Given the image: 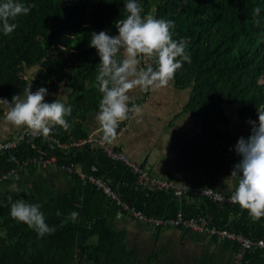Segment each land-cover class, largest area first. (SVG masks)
Segmentation results:
<instances>
[{
	"label": "trees",
	"instance_id": "obj_1",
	"mask_svg": "<svg viewBox=\"0 0 264 264\" xmlns=\"http://www.w3.org/2000/svg\"><path fill=\"white\" fill-rule=\"evenodd\" d=\"M22 2L31 5L29 13L16 17V28L10 34L0 32V97L11 101L12 95H23L29 83L24 78L25 68L35 67L38 71L30 88L44 86L49 92L63 85L70 90L67 103L72 110L65 117L69 127L56 124L52 135L66 144L86 138L82 126L98 111L102 95L95 80L99 57L96 49L88 46L90 32L105 29L115 34L116 20L127 15L123 0ZM139 3L142 15L150 13L174 21L170 29L173 39H186L191 59L182 61L175 70V84L179 89L191 90L186 110L202 118L212 136L221 141L231 138L226 129L231 123L226 105L238 106L240 117L247 122L257 120L258 112L264 111V0ZM257 7L260 11L254 13ZM3 113L4 105L0 104V119ZM41 151L57 156L59 165L44 167L34 162ZM27 159H32L26 169L32 177L31 186L0 199V264H132V251L113 227V218L120 210L118 204L71 173L76 180L73 191L46 187L38 176L40 170L67 171L64 165L81 163L84 170L90 171L93 164H98V174L147 214L165 216L179 207L178 199L170 192L138 188L135 174L124 163L109 160L103 151L86 148L69 153L51 149L43 139H28L19 149L0 152V178ZM17 199L39 203L45 222L54 225L55 231L38 236L26 223L12 218L9 207ZM182 208L188 217L206 215L219 226L264 238V216L253 218L238 203L193 197L184 199ZM72 212L77 213L74 221L69 215ZM258 252H246L241 264H254L249 256Z\"/></svg>",
	"mask_w": 264,
	"mask_h": 264
},
{
	"label": "crops",
	"instance_id": "obj_2",
	"mask_svg": "<svg viewBox=\"0 0 264 264\" xmlns=\"http://www.w3.org/2000/svg\"><path fill=\"white\" fill-rule=\"evenodd\" d=\"M61 88L65 89L61 97L59 91L56 95L68 102L69 91L63 85L54 91ZM30 90H36L34 85ZM127 95L128 115L119 122L116 135L110 138L120 150L147 167L153 175L173 180L177 185H207L223 194H232L238 177L228 176L240 159L232 146L238 137H247L251 128L249 123L235 125L234 107L226 105L231 120L226 129L231 138L221 141L207 131L202 118L186 110L191 90L179 89L174 75L164 86L143 89L136 86L129 89ZM6 109L4 105L0 142L18 136L27 128L7 121ZM95 115L88 117L83 131L88 137H103ZM38 176L46 187L56 191L71 192L76 185L74 176L60 168L40 170ZM31 179L30 171L25 170L12 180H0V199L31 186ZM171 214L174 213L168 215ZM113 227L123 235L126 247L132 251V264H241L244 258H239L238 246L232 241L186 228L156 226L121 209L113 218ZM249 258L254 264H264V250L251 253Z\"/></svg>",
	"mask_w": 264,
	"mask_h": 264
},
{
	"label": "clouds",
	"instance_id": "obj_3",
	"mask_svg": "<svg viewBox=\"0 0 264 264\" xmlns=\"http://www.w3.org/2000/svg\"><path fill=\"white\" fill-rule=\"evenodd\" d=\"M111 2V0H108ZM127 15L115 22L116 33L107 30L91 31L88 46L96 49L99 57L95 80L102 94L95 118L105 140L116 135L120 121L129 112L127 91L139 86H164L173 77L182 61L190 62L186 51L187 41L172 38L171 19L156 18L152 14L142 15L139 0H123ZM31 5L22 0H0V32L10 34L15 28L19 14H27ZM254 13H259V7ZM144 56L154 58L152 66L141 67ZM179 57V58H177ZM37 68H25V79L29 81L24 94H14L11 101L0 97V104L7 105L5 118L14 126H26L33 134L47 136L54 124L67 129L65 117L71 114L72 106L66 98L46 101L48 90L44 86L30 90ZM136 111L140 109L137 107ZM251 125L247 137L240 136L232 146L240 159L233 165L228 177L237 176L238 181L231 194V201L249 211L253 218L264 216V111L258 112L257 120H248ZM39 203H27L17 199L9 207V215L34 229L38 236L55 231L54 225L45 222ZM59 215V212H57ZM74 221L77 213L69 214Z\"/></svg>",
	"mask_w": 264,
	"mask_h": 264
},
{
	"label": "built area",
	"instance_id": "obj_4",
	"mask_svg": "<svg viewBox=\"0 0 264 264\" xmlns=\"http://www.w3.org/2000/svg\"><path fill=\"white\" fill-rule=\"evenodd\" d=\"M152 66L156 67L154 58L144 56L141 60V67ZM28 139H43L48 142L51 149L60 148L69 153L81 151L86 148H95L103 151L109 160L116 163H124L136 176V186L147 190H164L173 194L180 203L174 214L165 216H156L154 214H147L143 209L124 199L116 188H114L108 179L99 175L100 166L93 164L90 171L84 170L81 163H71L64 165L69 173L77 175L85 184H89L102 191L112 201H115L120 207L121 211L131 214L134 218L163 227H180L191 229L200 233H205L209 236L218 238L220 240L232 241L238 246L239 258H243L245 253L252 250H264V238H252L236 232L224 226H219L212 222L211 218L206 215L186 216L184 214L182 204L184 199L193 197H203L208 200L234 204L231 201V195H226L215 188L207 185H177L173 180L153 175L150 170L141 163L134 161L124 151L120 150L117 145L111 140H105L103 137H86L79 140L71 141L66 144L60 139L52 135L51 131L47 136L40 134H33L29 128L23 129L18 136L0 142V152L11 151L19 149L23 142ZM34 162H39L44 167L58 166L59 158L55 155L50 156L48 152L41 151V156L36 158ZM32 163V159H27L21 163L17 168L10 170L7 174L2 176L0 180H7L13 175H18L24 172L28 165Z\"/></svg>",
	"mask_w": 264,
	"mask_h": 264
},
{
	"label": "rangeland",
	"instance_id": "obj_5",
	"mask_svg": "<svg viewBox=\"0 0 264 264\" xmlns=\"http://www.w3.org/2000/svg\"><path fill=\"white\" fill-rule=\"evenodd\" d=\"M36 74H37V72L35 73V76H36ZM63 90L65 91V89L64 88H61V89H58L57 91H52V90H50V91H52V92H48V99H47V101H51V100H54V99H56L57 97L58 98H60L61 97V95L63 94ZM68 90V89H67ZM59 91V93H60V97L59 96H57L56 94H57V92ZM69 91V95H70V90H68ZM66 95V94H65ZM232 107H234V109H235V113H236V120H235V125H247L248 124V122H246V123H244V121H242L243 119L240 117V111H239V109H238V106H232Z\"/></svg>",
	"mask_w": 264,
	"mask_h": 264
}]
</instances>
